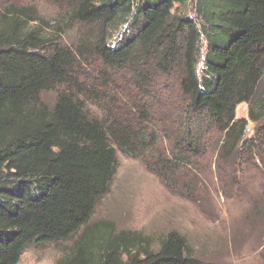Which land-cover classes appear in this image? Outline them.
<instances>
[{
	"label": "trees",
	"instance_id": "16d2710c",
	"mask_svg": "<svg viewBox=\"0 0 264 264\" xmlns=\"http://www.w3.org/2000/svg\"><path fill=\"white\" fill-rule=\"evenodd\" d=\"M50 1L80 24L99 26L90 54L104 69L90 82L89 49L0 31V264H19L33 245L78 235L56 264H205L186 254L174 232L157 250L138 234L109 236L96 253L97 228L89 222L110 190L117 152L143 161L167 189L191 200L199 180L195 161L204 158L208 141L223 136L224 155L238 158L243 123L235 111L251 102L262 78L264 0H195L200 26L175 12L188 0H144L134 16L132 0ZM114 24L127 33L110 46ZM120 75L136 94L120 98ZM153 87L158 102L148 108L139 101ZM56 89L47 108L41 95ZM90 105L101 119L89 116Z\"/></svg>",
	"mask_w": 264,
	"mask_h": 264
},
{
	"label": "rangeland",
	"instance_id": "374dc122",
	"mask_svg": "<svg viewBox=\"0 0 264 264\" xmlns=\"http://www.w3.org/2000/svg\"><path fill=\"white\" fill-rule=\"evenodd\" d=\"M132 1L134 16L136 7L144 0ZM194 4L195 0H188L185 5L176 6L175 12L200 26ZM70 14L64 5L50 0H0V31L21 38L32 33L39 43H57L72 50L89 49L84 55L91 82L98 77V70L104 69L90 54L94 35L99 36V26L82 25ZM126 33L125 26L112 25L107 43L110 46L118 44L120 36ZM205 47V40L201 38V59ZM81 63L86 61L81 60ZM201 67L200 63L198 73ZM128 78L119 77L121 99L136 94L129 87ZM57 89L41 95V103L47 108L53 106ZM150 90L139 102L154 108L158 101L150 92L155 87ZM263 92L264 59L256 94L250 103L239 105L235 111V120L243 123L238 158H234L235 153L230 157L224 155L223 136H215L206 142L209 147L204 158L195 161L198 168L194 176L199 180L194 187L193 200L167 189L145 168L143 161L126 158L117 152V169L110 190L89 222V227L97 228V246L93 251L99 252V246L106 238L121 233L138 234L149 241L151 249L157 250L160 242L174 232L184 239L186 254L205 264H264V102H260ZM88 110L90 117L102 118V112L96 106L90 105ZM250 141L256 146L250 153L252 159L247 155ZM241 144L245 147L242 151ZM163 147L169 150L166 141ZM190 173L187 171V176L190 177ZM78 236L63 243L33 245L22 254L19 264H56L71 252Z\"/></svg>",
	"mask_w": 264,
	"mask_h": 264
}]
</instances>
